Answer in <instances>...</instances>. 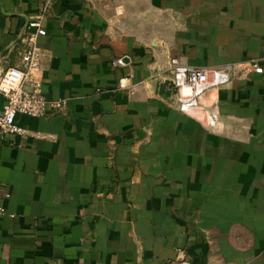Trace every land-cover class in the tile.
Here are the masks:
<instances>
[{"label":"crops","instance_id":"1","mask_svg":"<svg viewBox=\"0 0 264 264\" xmlns=\"http://www.w3.org/2000/svg\"><path fill=\"white\" fill-rule=\"evenodd\" d=\"M43 6L65 106L0 135V264H264V0H0V68ZM171 58L207 71L197 106L160 95Z\"/></svg>","mask_w":264,"mask_h":264},{"label":"built area","instance_id":"2","mask_svg":"<svg viewBox=\"0 0 264 264\" xmlns=\"http://www.w3.org/2000/svg\"><path fill=\"white\" fill-rule=\"evenodd\" d=\"M47 7L40 9L39 15L27 23L29 29L24 35V49L18 65L0 68V94L4 96V103L0 108V135L24 134L26 130L15 122L16 114H24L31 117H40L47 113L61 111L65 106V100H48L41 89V61L44 51L38 44L39 37L46 34L43 26V14ZM121 13V11H118ZM129 60L127 54L118 56L112 60V65L123 66ZM264 63V56L261 58ZM252 70L261 73L263 68L252 59ZM171 82L176 91L184 86L190 89V96L182 98L174 93V102L179 110L183 111L198 105L197 97L201 87L207 82V71L202 68L187 67L178 64L175 58L170 59ZM127 77L118 79V87L126 88L130 94L135 92L134 86L127 85ZM37 137L52 138L51 135L35 133ZM5 210L0 206V213ZM173 264H192L189 258L180 256L174 259Z\"/></svg>","mask_w":264,"mask_h":264},{"label":"water","instance_id":"3","mask_svg":"<svg viewBox=\"0 0 264 264\" xmlns=\"http://www.w3.org/2000/svg\"><path fill=\"white\" fill-rule=\"evenodd\" d=\"M176 92L171 80H164L159 84V93L163 98H169Z\"/></svg>","mask_w":264,"mask_h":264}]
</instances>
